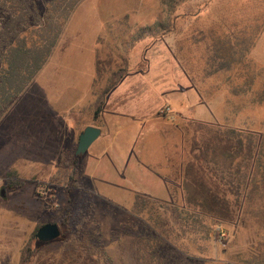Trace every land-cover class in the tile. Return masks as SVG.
<instances>
[{"label": "rangeland", "instance_id": "obj_1", "mask_svg": "<svg viewBox=\"0 0 264 264\" xmlns=\"http://www.w3.org/2000/svg\"><path fill=\"white\" fill-rule=\"evenodd\" d=\"M179 1L173 4L182 12L194 2L208 0H184L181 6ZM212 3L201 8L203 17L196 25L188 19L179 21L182 36L158 33L122 47L131 59V70L108 97L121 101L119 108L135 123L154 113L181 125L180 139L175 135L173 142L187 153L191 120L264 132V0ZM171 4V0L79 3L44 68L0 121V184H13L7 188V204H1L0 197V207L8 211L0 212L2 245H25L36 227L27 229L34 220L55 219L53 207L62 190L48 186L49 178L62 153L76 151L81 132L89 125H101V119L92 120L89 109L94 101L98 37L125 14L130 15L133 33L153 25L168 17ZM176 37L183 38L181 57ZM215 58H225L228 70L218 71ZM187 64L198 69L203 91L193 82ZM166 105L172 118L161 112ZM127 124L122 123L120 136L107 152L99 151L101 136L81 160L90 168L91 178L86 174L83 178L96 201L105 250L116 264H139L144 240L136 234L143 227L133 210L136 196L131 191L150 199L169 197V183L160 175L167 172L161 167L165 159L161 160V152L166 154L173 142L172 135L164 133L162 144V138L152 133L155 123L138 121L130 129ZM11 170L17 176H10ZM177 187L180 193L172 202L182 206V184ZM254 226L219 223L203 252L185 236V245L158 246L157 253L166 256V264H243L244 254L258 245ZM60 256V241H49L33 264H57Z\"/></svg>", "mask_w": 264, "mask_h": 264}, {"label": "trees", "instance_id": "obj_2", "mask_svg": "<svg viewBox=\"0 0 264 264\" xmlns=\"http://www.w3.org/2000/svg\"><path fill=\"white\" fill-rule=\"evenodd\" d=\"M81 1L0 0V121L44 68ZM212 1L190 3L180 12L173 4L176 0H171L172 10L166 19L139 27L135 33L129 14L108 25L97 39L94 101L89 107L94 122L100 121L110 92L130 73L131 59L122 47L128 43L134 46L158 33L182 36L183 26L177 31L179 21L188 19L196 25L203 17L201 8L211 6ZM181 2L184 0L179 1L180 6ZM182 42L183 38L176 37L180 57ZM214 62L218 71L228 70L225 58H215ZM187 66L193 82L202 90L198 69ZM229 86L233 88L235 83ZM187 128L189 151L179 171L183 205L142 194L134 200L133 210L143 227L136 236L144 240L137 261L166 264V256L157 253L158 246L185 245V236L203 252L216 225L241 221L247 226L257 225L258 238V245L244 254L243 264H264V132L203 120H191ZM9 175L17 173L11 170ZM48 186L62 190L53 207L55 219L36 225L21 250L19 264H33L48 243L40 241L37 232L50 222L57 223L62 232L57 264H116L102 243L96 201L82 178L81 155L64 151ZM177 186H170L174 198L180 193Z\"/></svg>", "mask_w": 264, "mask_h": 264}, {"label": "crops", "instance_id": "obj_3", "mask_svg": "<svg viewBox=\"0 0 264 264\" xmlns=\"http://www.w3.org/2000/svg\"><path fill=\"white\" fill-rule=\"evenodd\" d=\"M109 95H108V97H109ZM108 97L106 100L104 111H103L102 116H101V125L97 126V127H100L102 130V133L99 137L104 136V138L101 142V145L99 147L100 152H102V153L107 152L108 149L110 148V146L115 144V141L120 136V133H121L120 128L122 127V123H128L127 124L128 129L132 128L134 125H137L138 121L140 122V124L147 123V122H151V124L155 123V125H154L155 130L152 133L154 135L156 133L157 137L162 138V141H163L162 144L164 143V140L166 138L164 133H167V134L169 133V135H172V136H170V138L172 139V142H173V136L175 137V135H176L177 140L180 139V133L182 132L181 131L182 130L181 125L170 124L166 120L158 117V115L154 114V113L150 114L145 119L137 120V122L135 123V120L133 121L132 116L126 114V112H124V110L119 108V104L121 101L115 100V99H113V100L108 99ZM156 125H157V127H156ZM93 126H96V125H93ZM139 126H141V125H139ZM150 131H151V129H150ZM172 147L173 148H171L169 151L168 150L166 151V154H165L164 150L161 152L163 154V157L161 160H163L165 157L164 163L161 167L162 168L164 167L166 169L165 170V171H167L166 174L165 173H161V174L158 173L166 179L167 183H169L170 186L172 184L173 185H181L182 184L183 178H182L181 173L179 171H180V169H182V164H183V162L186 161L187 155H188V153L186 151H182L178 147V142H175V144L173 142ZM117 151L118 150L116 149L115 152H117ZM158 164L160 165L162 163H158ZM89 169L90 168H89L88 162L83 161L82 162V178H83V174H86V176L88 175V177L91 178L90 174H88ZM83 180H84V178H83ZM84 183H85V180H84ZM85 185H86V183H85ZM169 185H168V187H169L168 190L170 192L169 197L164 198L163 196H161V197L158 196V198H155L156 200L164 201V202H171L174 199ZM12 186H13V184H9V183L8 184H6V183L0 184V197L3 198L1 200H4L3 202H1V204H7V200H8L7 194H6V192L8 191L7 188H11ZM131 192L135 196L137 194H141V193H137L134 190ZM0 212L6 214L8 211L6 209L0 207ZM38 215H39V212L37 213L36 217ZM34 222L35 223H33V225L28 226V228H27L28 231L30 228H32V230H33V226L37 225L38 220H34ZM1 236H2V238L4 237L3 234H1ZM23 246L24 245H2L0 243V264H19L20 263V257H21V250H22Z\"/></svg>", "mask_w": 264, "mask_h": 264}, {"label": "water", "instance_id": "obj_4", "mask_svg": "<svg viewBox=\"0 0 264 264\" xmlns=\"http://www.w3.org/2000/svg\"><path fill=\"white\" fill-rule=\"evenodd\" d=\"M100 127L89 125L80 134L76 154H84L101 135ZM61 229L57 223H46L37 232V237L42 242H49L61 237Z\"/></svg>", "mask_w": 264, "mask_h": 264}, {"label": "built area", "instance_id": "obj_5", "mask_svg": "<svg viewBox=\"0 0 264 264\" xmlns=\"http://www.w3.org/2000/svg\"><path fill=\"white\" fill-rule=\"evenodd\" d=\"M163 115H167L169 117H173V111L171 110V107L169 105H166L162 110H161Z\"/></svg>", "mask_w": 264, "mask_h": 264}]
</instances>
